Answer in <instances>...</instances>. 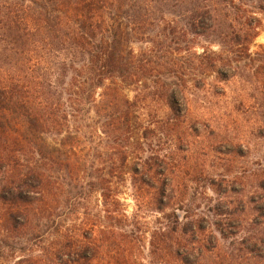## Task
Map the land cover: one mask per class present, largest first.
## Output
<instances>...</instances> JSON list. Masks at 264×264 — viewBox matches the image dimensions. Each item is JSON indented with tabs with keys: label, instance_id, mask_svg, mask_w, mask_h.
Wrapping results in <instances>:
<instances>
[{
	"label": "rangeland",
	"instance_id": "rangeland-1",
	"mask_svg": "<svg viewBox=\"0 0 264 264\" xmlns=\"http://www.w3.org/2000/svg\"><path fill=\"white\" fill-rule=\"evenodd\" d=\"M202 1L220 14L196 37L198 53H214L206 86L190 83L177 111L144 100L135 132L147 139L124 181L103 135L87 140L82 187L55 167L48 204L0 200V264H264V0ZM18 209L28 223L8 220Z\"/></svg>",
	"mask_w": 264,
	"mask_h": 264
},
{
	"label": "trees",
	"instance_id": "trees-1",
	"mask_svg": "<svg viewBox=\"0 0 264 264\" xmlns=\"http://www.w3.org/2000/svg\"><path fill=\"white\" fill-rule=\"evenodd\" d=\"M219 21L202 0H0V200L19 207L39 194L48 204L55 167L82 187L94 167L87 140L103 135L118 148L122 180L138 172L130 159L147 139L135 132L142 103L188 107L189 84L201 89L215 71L196 37ZM7 218L29 222L22 209Z\"/></svg>",
	"mask_w": 264,
	"mask_h": 264
}]
</instances>
